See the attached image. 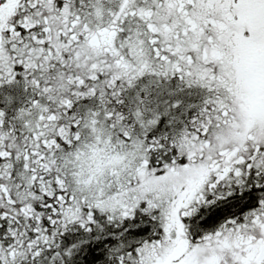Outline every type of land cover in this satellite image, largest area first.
Instances as JSON below:
<instances>
[{
	"label": "snow or ice",
	"instance_id": "obj_1",
	"mask_svg": "<svg viewBox=\"0 0 264 264\" xmlns=\"http://www.w3.org/2000/svg\"><path fill=\"white\" fill-rule=\"evenodd\" d=\"M0 264H264V0H0Z\"/></svg>",
	"mask_w": 264,
	"mask_h": 264
}]
</instances>
